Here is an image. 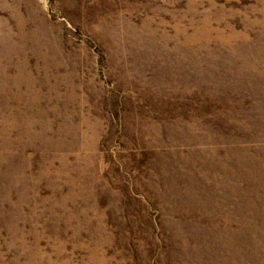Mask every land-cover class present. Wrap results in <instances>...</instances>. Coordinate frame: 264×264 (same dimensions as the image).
Listing matches in <instances>:
<instances>
[{"label":"rangeland","instance_id":"1","mask_svg":"<svg viewBox=\"0 0 264 264\" xmlns=\"http://www.w3.org/2000/svg\"><path fill=\"white\" fill-rule=\"evenodd\" d=\"M0 264H264V0H0Z\"/></svg>","mask_w":264,"mask_h":264},{"label":"bare ground","instance_id":"2","mask_svg":"<svg viewBox=\"0 0 264 264\" xmlns=\"http://www.w3.org/2000/svg\"><path fill=\"white\" fill-rule=\"evenodd\" d=\"M65 199V198H64ZM64 204V203H63ZM62 205V204H61Z\"/></svg>","mask_w":264,"mask_h":264}]
</instances>
